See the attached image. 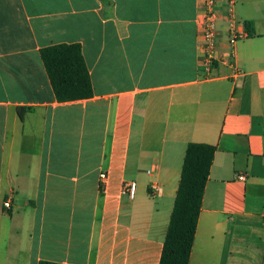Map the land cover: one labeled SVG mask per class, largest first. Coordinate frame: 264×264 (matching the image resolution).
I'll list each match as a JSON object with an SVG mask.
<instances>
[{
	"label": "crops",
	"instance_id": "0c3cea01",
	"mask_svg": "<svg viewBox=\"0 0 264 264\" xmlns=\"http://www.w3.org/2000/svg\"><path fill=\"white\" fill-rule=\"evenodd\" d=\"M199 3L0 0V264H158L189 143L215 147L189 264H264V0L232 47L216 0L208 74ZM70 44L92 97L59 102L40 50Z\"/></svg>",
	"mask_w": 264,
	"mask_h": 264
},
{
	"label": "trees",
	"instance_id": "16d2710c",
	"mask_svg": "<svg viewBox=\"0 0 264 264\" xmlns=\"http://www.w3.org/2000/svg\"><path fill=\"white\" fill-rule=\"evenodd\" d=\"M252 24L245 23L247 36ZM55 98L59 102L92 97V85L77 44L56 45L40 50ZM215 154V147L189 143L158 264H189L201 201ZM38 264H56L40 261Z\"/></svg>",
	"mask_w": 264,
	"mask_h": 264
},
{
	"label": "built area",
	"instance_id": "2783aa9c",
	"mask_svg": "<svg viewBox=\"0 0 264 264\" xmlns=\"http://www.w3.org/2000/svg\"><path fill=\"white\" fill-rule=\"evenodd\" d=\"M235 5V0H227L228 15H229V44L232 47L239 40L245 39L247 35H239L234 28V17H233V8ZM200 42H199V54H200V67L205 73H209L215 63V47L217 42V29H216V0H200ZM239 74L238 71L234 72V75ZM100 180L104 181L106 179L105 174L100 175ZM245 179L244 175H240L238 180L242 181ZM104 183V182H103ZM156 190V187H152ZM123 192L131 199L134 196L135 192V183L134 182H125L123 184ZM4 208H9V203H3Z\"/></svg>",
	"mask_w": 264,
	"mask_h": 264
}]
</instances>
